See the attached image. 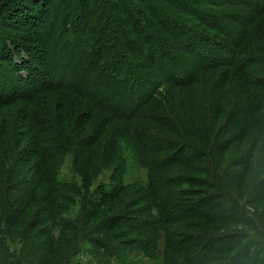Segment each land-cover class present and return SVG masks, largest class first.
<instances>
[{
	"label": "trees",
	"instance_id": "trees-1",
	"mask_svg": "<svg viewBox=\"0 0 264 264\" xmlns=\"http://www.w3.org/2000/svg\"><path fill=\"white\" fill-rule=\"evenodd\" d=\"M2 17L0 264L85 243L156 262L163 240V264H264V0H0Z\"/></svg>",
	"mask_w": 264,
	"mask_h": 264
},
{
	"label": "rangeland",
	"instance_id": "rangeland-1",
	"mask_svg": "<svg viewBox=\"0 0 264 264\" xmlns=\"http://www.w3.org/2000/svg\"><path fill=\"white\" fill-rule=\"evenodd\" d=\"M245 8H247L246 5H244ZM236 8H233L232 10H234ZM20 20V19H19ZM5 21L6 18H0V27L5 26ZM10 23H13L15 21L9 20ZM19 23L21 24V22L19 21ZM25 24H21V26L23 27ZM26 26V25H25ZM46 74L49 76V72L46 71ZM103 176L93 185L92 187V191L96 190L98 187L100 186H108L110 187L111 185V180H112V176L113 174L109 173L108 171H104L103 172ZM142 179L143 182H147V172L143 171L142 172ZM128 179H130L131 177H127ZM60 179L65 181V182H77L78 184H81V178L78 174H74L73 173V159L71 156H67L64 160L62 169H61V173H60ZM258 182H255L251 189L252 191L254 189H258L259 185L257 184ZM99 198V196H98ZM183 204H188V203H192L190 201H183ZM261 203H259L260 205ZM180 206V205H179ZM77 210H79V205H76L74 210L71 212V215H69L70 218H74L75 214L77 213ZM248 210L251 211V213L254 215L256 213H254V209L251 206H248ZM181 227H183L182 223L179 224V226H177L176 230L179 231L181 229ZM56 235L59 236V232H56ZM14 246L11 247V251L12 252H20V250L23 249V246L21 243H16L13 244ZM92 251V247L90 243H85L83 245V247L80 249V251L78 253H76L74 256H72L70 263L69 264H98L96 259L90 254ZM163 251H164V240L163 243H161V248H160V256L158 261L156 262H151L150 260L146 259L143 255H139V254H132L128 260H126V262H124V259L121 261H116L113 260L112 264H163Z\"/></svg>",
	"mask_w": 264,
	"mask_h": 264
}]
</instances>
